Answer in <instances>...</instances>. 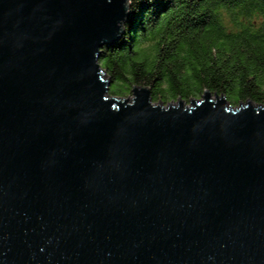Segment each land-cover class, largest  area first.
I'll return each mask as SVG.
<instances>
[{
  "label": "water",
  "instance_id": "obj_1",
  "mask_svg": "<svg viewBox=\"0 0 264 264\" xmlns=\"http://www.w3.org/2000/svg\"><path fill=\"white\" fill-rule=\"evenodd\" d=\"M130 0H0V264H264V105L109 93Z\"/></svg>",
  "mask_w": 264,
  "mask_h": 264
},
{
  "label": "trees",
  "instance_id": "obj_2",
  "mask_svg": "<svg viewBox=\"0 0 264 264\" xmlns=\"http://www.w3.org/2000/svg\"><path fill=\"white\" fill-rule=\"evenodd\" d=\"M99 62L113 96L142 86L165 104L209 90L264 105V0H130L124 33Z\"/></svg>",
  "mask_w": 264,
  "mask_h": 264
},
{
  "label": "rangeland",
  "instance_id": "obj_3",
  "mask_svg": "<svg viewBox=\"0 0 264 264\" xmlns=\"http://www.w3.org/2000/svg\"><path fill=\"white\" fill-rule=\"evenodd\" d=\"M105 71V70H104ZM105 77L106 78H109L108 75H107V72L105 71ZM127 97H132V93L130 95H128ZM196 99H202V96L200 97H196ZM245 102V101H244ZM169 103H172V104H177V100H174V101H170ZM186 104L190 105V101H185ZM167 105V104H166Z\"/></svg>",
  "mask_w": 264,
  "mask_h": 264
}]
</instances>
